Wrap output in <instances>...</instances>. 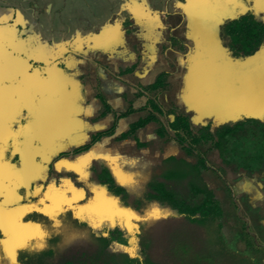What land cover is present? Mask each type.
<instances>
[{"label": "crops", "instance_id": "crops-1", "mask_svg": "<svg viewBox=\"0 0 264 264\" xmlns=\"http://www.w3.org/2000/svg\"><path fill=\"white\" fill-rule=\"evenodd\" d=\"M249 2L264 19V2ZM240 5L245 2L0 0V153L6 139L13 147L22 137L32 150L89 144L82 152L114 153L116 160L107 163L131 174L139 157L182 154L172 132L158 138L153 122L131 137L116 138L149 110L138 111L149 98L162 109L158 117L165 125L174 116L169 110L187 115L182 108L191 109L190 99L200 109L220 106L217 112L234 104L236 73L233 63L223 61L215 23L223 11ZM161 72L168 73L166 88L145 91ZM168 89L164 111L158 100Z\"/></svg>", "mask_w": 264, "mask_h": 264}, {"label": "trees", "instance_id": "trees-1", "mask_svg": "<svg viewBox=\"0 0 264 264\" xmlns=\"http://www.w3.org/2000/svg\"><path fill=\"white\" fill-rule=\"evenodd\" d=\"M241 1L244 7L236 6L219 18L215 36L228 60L245 61L241 65L248 68L251 58L264 47V19L252 8L251 0ZM167 76L166 72L159 73L143 89L150 93L165 89ZM245 98L249 102L248 96ZM147 107L149 110L116 139L131 137L153 122L158 138L164 139L172 132L182 154L133 166L130 183L118 181L103 159L87 168L89 181L103 189L118 208L132 215L137 255L113 247L114 243L129 244L130 233L123 226L106 220L99 226L97 212L63 206L50 211H25L16 220L25 228L17 232L19 240L11 238L14 230L0 223V264H13L9 256L13 250L14 264H263L248 248H237L235 239L240 233L227 237L220 201L203 175L207 157L197 146L208 144L215 150L230 178L237 173L260 177L264 173V114L192 128L188 116L174 110L168 111L173 118L166 125L162 123L158 115L163 111L153 98L138 111ZM99 138L100 134L94 136L92 142ZM7 140L0 153V212L5 213L10 207L28 205L35 199L27 191L30 174L24 156L28 154L26 140L22 137L20 143H14L16 151L14 146H7L11 144ZM145 145L137 142L138 147ZM88 146H79L73 153ZM34 153L33 159L39 158L41 168H45L49 160L46 154ZM22 170L26 176H22ZM7 197L12 204L6 205Z\"/></svg>", "mask_w": 264, "mask_h": 264}, {"label": "rangeland", "instance_id": "rangeland-1", "mask_svg": "<svg viewBox=\"0 0 264 264\" xmlns=\"http://www.w3.org/2000/svg\"><path fill=\"white\" fill-rule=\"evenodd\" d=\"M260 61L263 62L262 66L264 67V59L261 58ZM254 63L255 62L252 61L250 65L252 66ZM250 80H253V77H250L249 81ZM179 87L180 86H178V88ZM169 94L170 93L168 89L164 92V97L161 95L158 100L159 103L163 104L161 106L163 107L164 111H168L167 105ZM226 95H228V93H226ZM234 95L236 97L234 99V104L229 105L228 108L226 107L223 111L221 110V112L216 111L218 108L220 110V106L217 108L214 104H211V106L205 109H200L197 107L196 98L190 99V101L192 100L190 102V110H185V108H187L186 106L185 108L183 107L182 110L184 109V112H186L189 116L190 121L193 124L192 128L207 123H210L213 127L215 124L223 120H234L245 115H255L254 110L248 106L247 99L245 98L246 94H240L239 96L234 92ZM215 96L216 95L212 93L210 94V98L216 99ZM226 99L229 101V97L226 96ZM258 100L262 99L259 98ZM260 102L262 101H259V104H261ZM259 104L257 105L259 106ZM192 107L197 110L195 111V109ZM161 118L165 123L168 120L167 115L162 116ZM21 139L22 138H17L16 143H20ZM109 148L105 147L106 150ZM148 148L150 151H154L156 149L155 142L149 141ZM27 149L28 154L24 155L26 156L25 164L27 165L30 162L34 164L33 155L35 154L34 152L39 150V148L36 146L33 148V150L30 147H27ZM197 150L207 157L208 167L203 171V175L207 183L214 189L216 196L220 201V205L223 210L224 229L227 237L230 235H235L236 233H240V237L235 239V245L237 248L240 250L248 248L254 252L257 257H260L264 264V173L262 176L256 178L241 175H233L234 178H230L222 166L216 151L212 150L208 144L198 145ZM101 151L102 149L98 151L91 149L89 152L63 154L62 156L55 157L53 163L61 171V174L59 175L61 182H59L52 189L50 187L51 184L49 183V185L44 188V191L39 196V199L30 205H17L15 207H10L8 213L2 211L0 212V223L3 225L5 224L8 230L10 229L9 231L14 230L12 232L13 234H11V238L19 240L20 236L17 232L24 231L25 228L16 224V220L25 211L31 208L53 210L62 206L63 204L68 203L69 205H73L75 208L89 206L90 208L94 209L95 212L98 213V216H96V223L99 226L105 224L104 220L112 225L119 224L123 226L127 232L130 233L129 244L124 246L114 243L113 247L124 249L129 252V254L134 251V255H130H137L135 224L132 221L131 214L128 212H126V215L122 214V211H125L116 208L113 204V201H111L109 198H105L101 192L102 190L100 189L91 188L93 194L85 201V203L81 201H72L87 190L82 184L78 183L76 185V189L79 190L78 192L76 190L71 194L67 193V187L69 183L71 184L72 182L78 181L76 180V175L73 173H68L65 168H72L75 171H79L84 167V162H87V158H93L98 155H101L102 158H105V160L107 159L110 162H114L113 160H116L114 153H101ZM159 158L160 155L158 158L149 156L144 158L139 157L137 162L139 164H144L147 162L156 161ZM118 171L121 173L123 180L125 174L124 171L122 172L120 169ZM22 173V176H26L25 170H22ZM53 183L55 184V181ZM57 193L58 197L55 195ZM6 201V205L12 204V199L10 197H7Z\"/></svg>", "mask_w": 264, "mask_h": 264}, {"label": "flooded vegetation", "instance_id": "flooded-vegetation-1", "mask_svg": "<svg viewBox=\"0 0 264 264\" xmlns=\"http://www.w3.org/2000/svg\"><path fill=\"white\" fill-rule=\"evenodd\" d=\"M223 13H226V11L225 12L223 11ZM260 51L261 52H260L259 56H262L264 54V47ZM224 58H225L226 61L231 62L230 60H228L227 53L223 55V61H224ZM242 63H245V61H243V62H241V61L234 62V64H233L234 67H232V68L235 70L236 78H237L236 81L237 82L234 85V87L231 86V89L233 88L234 92L236 94H238L239 96H240V94H246V96H248V98H249L248 106L251 109L254 110L255 115L264 114V70H263L264 67L262 66L263 62L260 61V59H257L255 61V63L248 68L249 69L248 71H246V69L242 67V65H241ZM250 77H253V80L249 81ZM224 88H225L226 91H228L230 87L226 86ZM259 98L262 99V100H258ZM259 101H262V102H260L261 104H259ZM257 104H259V106ZM47 150H49L50 152H47ZM73 150L67 149V150H63V151H60V152H55L52 149L39 148V150L36 153L37 154L38 153H41V154L45 153L47 159H49V160L45 162V164H44L45 168H41L42 164H41V161L39 160V158L33 159L34 164L32 162H30L29 165H28V173L30 174V177H29L30 181H29V186H28V190L27 191H28L30 197L35 198V199L31 200L30 204H32L33 202L37 201V199H39V196L43 193L44 188L47 185H49V183L51 184L50 187L52 189L59 182H61V179H60V176H59L61 174V171L53 163V161H54L53 158L57 157V156H62L63 154H71V153H73ZM73 154H76V153H73ZM51 159H53V160L50 161ZM97 159L99 160V159H103V158H101V157L100 158H95V157L87 158V160H86L87 162H84V167L81 170H79V171H75L72 168L71 169L70 168H65V170L68 173L75 174L76 175V180L78 181V182H72L71 184L69 183V185L67 187V193L71 194L72 192L76 191L77 190L76 189V185L78 183L82 184L87 189L84 193H82L79 196H77L78 197V198H76L77 200L75 199V200H72V201H81V202L85 203V201L90 196H92V194H93L91 188L92 189L96 188V189L102 190L101 192L103 193L104 197L105 198H109L108 196H106L105 191L103 189L99 188L98 186L92 184L89 181L87 168L92 163H94L95 160L97 161ZM104 161H106V160H104ZM35 164H38V165H36V172H34ZM109 167H110V165H109ZM235 175L236 176H238V175L239 176L240 175L241 176H245L244 174H238V173L235 174ZM132 177H133V174L125 173L124 174V179L120 180V182L130 183ZM256 177H259V176L254 175L251 178H256ZM52 178H53V181H52ZM37 181H39L38 184H36ZM54 181H55V184L53 183ZM78 186H80V185H78ZM78 191L79 190H77V192ZM55 195L58 197V193L55 194ZM30 204H28V205H30ZM114 205H115L116 208H118L115 203H114ZM63 206L73 207V205H69L68 203L63 204L60 207H63ZM60 207H58V208H60ZM73 208H75V207H73ZM31 209H37V208H31ZM31 209H29V210H31ZM81 209H90V210L95 211L94 209L90 208L89 206L82 207ZM118 209H120V208H118ZM48 211H50V210H48ZM116 244H119V243H116Z\"/></svg>", "mask_w": 264, "mask_h": 264}, {"label": "water", "instance_id": "water-1", "mask_svg": "<svg viewBox=\"0 0 264 264\" xmlns=\"http://www.w3.org/2000/svg\"><path fill=\"white\" fill-rule=\"evenodd\" d=\"M223 15H225V13H221V16H223ZM220 16V17H221ZM219 17V18H220ZM219 20V19H218ZM218 22V21H217ZM217 22L215 23V27H216V24H217ZM216 39V41H217V43L219 44V50L221 51V52H223L224 54H226V51L224 50V48L221 46V44H220V42H219V40L217 39V37L215 38ZM260 52L261 51H259L256 55H254L252 58H251V60L253 61V62H255L257 59H261V57L262 56H259L260 55ZM226 56V55H225ZM225 63L226 64H230V65H232V63L234 64V61H231V62H229V61H225ZM249 68V67H248ZM246 69V68H245ZM110 165H111V170H112V172L114 173V175L116 176V178H117V180H122V175H121V173L118 171L119 169L114 165V163L113 164H111L110 163Z\"/></svg>", "mask_w": 264, "mask_h": 264}, {"label": "snow or ice", "instance_id": "snow-or-ice-1", "mask_svg": "<svg viewBox=\"0 0 264 264\" xmlns=\"http://www.w3.org/2000/svg\"><path fill=\"white\" fill-rule=\"evenodd\" d=\"M262 2H264V0H262ZM130 254H133L134 255V251ZM9 256L11 259H13V264H14V250L12 252L9 253Z\"/></svg>", "mask_w": 264, "mask_h": 264}, {"label": "bare ground", "instance_id": "bare-ground-1", "mask_svg": "<svg viewBox=\"0 0 264 264\" xmlns=\"http://www.w3.org/2000/svg\"><path fill=\"white\" fill-rule=\"evenodd\" d=\"M128 179H129V178H128ZM125 181H126V180H125ZM55 201H56V200H55ZM104 202H105V201H104ZM106 203H107V202H106ZM113 204H114V203H113ZM23 211H24V210H23ZM117 211H118V210H117ZM120 211H121V210H120ZM21 213H22V212H21ZM122 214L126 215V211H125V212L122 211ZM129 218H130V217H129ZM129 218H128V219H129Z\"/></svg>", "mask_w": 264, "mask_h": 264}]
</instances>
